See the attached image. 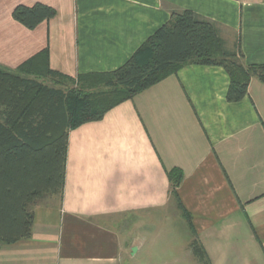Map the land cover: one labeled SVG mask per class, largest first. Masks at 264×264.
<instances>
[{
    "label": "crops",
    "instance_id": "crops-1",
    "mask_svg": "<svg viewBox=\"0 0 264 264\" xmlns=\"http://www.w3.org/2000/svg\"><path fill=\"white\" fill-rule=\"evenodd\" d=\"M35 3L55 15L28 29L12 11ZM183 9L244 65L264 64V0H0V66L46 51L73 78L113 71ZM229 83L222 66L185 64L70 129L58 203L0 241V264H264V82L251 76L238 101Z\"/></svg>",
    "mask_w": 264,
    "mask_h": 264
},
{
    "label": "trees",
    "instance_id": "trees-1",
    "mask_svg": "<svg viewBox=\"0 0 264 264\" xmlns=\"http://www.w3.org/2000/svg\"><path fill=\"white\" fill-rule=\"evenodd\" d=\"M54 15L52 7L41 3L18 5L12 11V17L28 29ZM240 57L224 49L210 20L183 9L173 10L170 20L119 68L76 77L95 84L80 80L77 88L67 85L64 81L74 78L50 69L46 51L13 70L0 66V241L28 237L34 201L44 193L61 195L70 129L100 119L114 105L190 63L222 66L230 78L226 99L238 101L246 94L251 76L264 82V64L244 65ZM98 85L119 91L88 90ZM166 174L170 196L190 221L176 191L181 171L172 168Z\"/></svg>",
    "mask_w": 264,
    "mask_h": 264
},
{
    "label": "rangeland",
    "instance_id": "rangeland-1",
    "mask_svg": "<svg viewBox=\"0 0 264 264\" xmlns=\"http://www.w3.org/2000/svg\"><path fill=\"white\" fill-rule=\"evenodd\" d=\"M40 79H42V78L40 77ZM80 80H81V82L84 83V85L85 84L89 85V84H92V83L93 84L96 83L95 80H88L86 78L79 79V78H76V77H74L73 81H68V82L67 81H64V82H66L67 85H69V86H72V87H76L77 88L79 86ZM98 86L99 87H96L94 89L93 88H88V90H91L92 92H94V94H97L99 91H106L107 94L118 93L117 91H119L118 88H114V89H111V90H107V89L103 88L100 85H98ZM59 197H60V194L58 192L57 193H44L42 195V197H38L34 201L33 205H31V208L33 210L36 206H39V205L51 204V203L56 204L59 201Z\"/></svg>",
    "mask_w": 264,
    "mask_h": 264
}]
</instances>
